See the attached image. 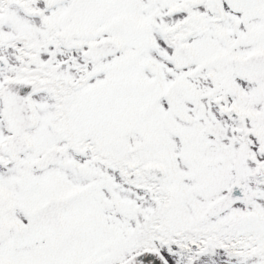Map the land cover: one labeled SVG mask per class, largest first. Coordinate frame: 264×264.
<instances>
[{
  "label": "snow or ice",
  "instance_id": "6c2138e0",
  "mask_svg": "<svg viewBox=\"0 0 264 264\" xmlns=\"http://www.w3.org/2000/svg\"><path fill=\"white\" fill-rule=\"evenodd\" d=\"M0 264H264V0H0Z\"/></svg>",
  "mask_w": 264,
  "mask_h": 264
}]
</instances>
